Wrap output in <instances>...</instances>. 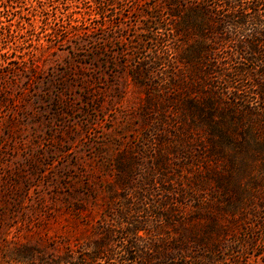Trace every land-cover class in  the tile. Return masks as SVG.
I'll return each mask as SVG.
<instances>
[{
	"label": "rangeland",
	"instance_id": "obj_1",
	"mask_svg": "<svg viewBox=\"0 0 264 264\" xmlns=\"http://www.w3.org/2000/svg\"><path fill=\"white\" fill-rule=\"evenodd\" d=\"M106 2L0 0V264H117L94 242L119 201L116 160L146 130L130 67L156 49L167 58L149 63L161 84L182 43L172 54V36L149 22L160 0L101 11ZM260 215L238 221L214 264H264ZM116 236L108 247L119 258Z\"/></svg>",
	"mask_w": 264,
	"mask_h": 264
},
{
	"label": "trees",
	"instance_id": "obj_2",
	"mask_svg": "<svg viewBox=\"0 0 264 264\" xmlns=\"http://www.w3.org/2000/svg\"><path fill=\"white\" fill-rule=\"evenodd\" d=\"M155 10L149 22L172 36V54L182 43L179 68L171 60L172 76L152 81L149 63L167 59L156 49L130 67L146 130L116 160L119 201L94 248L117 264H214L239 220L264 217V0H160ZM117 234L119 258L108 247Z\"/></svg>",
	"mask_w": 264,
	"mask_h": 264
}]
</instances>
